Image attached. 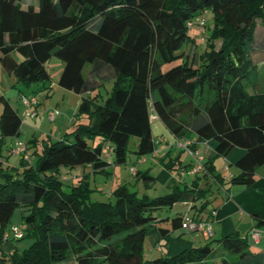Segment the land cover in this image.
Instances as JSON below:
<instances>
[{
	"label": "trees",
	"instance_id": "obj_1",
	"mask_svg": "<svg viewBox=\"0 0 264 264\" xmlns=\"http://www.w3.org/2000/svg\"><path fill=\"white\" fill-rule=\"evenodd\" d=\"M208 12L212 25L205 23L201 40L190 34L188 22ZM258 21L264 29V0H0V65L13 85L38 83L35 92L49 90L45 63L58 57L63 63L58 84L88 92L75 114L84 123L75 122L60 139L24 141L29 162L23 153L16 167L0 159V242L28 239L26 246L1 251L0 264L69 259L77 264H264V257L245 251L246 239L236 234L206 237L205 244L172 257L143 259L156 211L190 204L187 212L170 218L174 229L186 216L202 219L213 189L200 186V179L223 183L215 173L216 156L236 146L245 150L237 161L241 172L232 178L244 187L264 163V33L257 30ZM102 86L104 96L90 94ZM0 104L1 147L6 138H19L22 117L5 95ZM151 112L174 138L191 140L193 133L196 141L214 140V155L202 161L203 170L192 181L176 182L163 195H140L123 183L107 198L93 200L96 186L89 175L110 173L104 143L111 148L112 165L127 162L132 139L138 160L155 151ZM96 137L100 142L90 145L87 140ZM160 161L169 172L192 166V160L180 164L178 156ZM86 166L90 171L76 183L62 178L63 169L70 174ZM149 171L133 173L145 188L155 181ZM17 207L23 236L3 241ZM159 232L166 246L170 230Z\"/></svg>",
	"mask_w": 264,
	"mask_h": 264
},
{
	"label": "crops",
	"instance_id": "obj_2",
	"mask_svg": "<svg viewBox=\"0 0 264 264\" xmlns=\"http://www.w3.org/2000/svg\"><path fill=\"white\" fill-rule=\"evenodd\" d=\"M62 67L59 69V71L55 76L51 77V85L54 82L57 83V85H59L58 79L62 71ZM11 82L12 84H14L13 78L0 65V95H5L6 86ZM37 88L38 85L35 89ZM35 89L25 94H27L28 96L37 97L38 100L37 105L29 108V110L30 112L36 111V114H38L39 97L37 95L38 92H35ZM45 92H48V90ZM92 92H90V94H92ZM23 94L24 92L20 90L19 103H20L21 111H19V109L16 108L18 113L22 117L20 136L19 138L16 137L6 138V140L9 141V144H7L5 140V144L0 147V159L4 161V164H7L6 163L8 162L7 158L10 156L8 155L10 153L9 147L11 148L12 151L11 154H17L14 153L13 150L24 147V141H26V139L22 138V130L26 128L28 129L31 128L32 123H34L35 125L37 124L38 118L36 120H32L34 122L31 123L30 120L34 119V117H30L26 115L27 107L21 102L20 99V96ZM86 94H88V92H86L85 95ZM0 112H1V104H0ZM154 120L160 121L157 115L154 112H151L150 115L151 128H152V121ZM165 129L168 132L162 134L161 138L156 139L153 136L154 140L158 141V143L156 144L155 151L150 156L141 158L139 160L146 161L147 158L154 159V163L162 166V169L159 170L157 176H161L164 182L165 181L167 182L172 178L171 175L172 173L169 172L161 164L160 161L161 158H164L165 161H168L170 158H175L178 156L181 162L180 164L182 165L190 163L192 159L187 152L178 149L173 145L175 138L173 134L166 127ZM48 136L52 138V133L48 134ZM190 138L191 141H193V143L195 144V150L201 156L203 162L206 161L207 157L214 155V144H215L214 140L196 141L195 135L193 133L190 134ZM95 140L96 138L93 141ZM99 142H100V138H99ZM104 146L107 147L106 158L105 157L104 158L110 164L107 167L108 170L110 166L113 164L112 163L113 157H112L111 148L108 146V143H104ZM176 149L179 153L177 155H174ZM182 153H186L189 159L188 162L184 163L185 161H181V158L183 156ZM244 153H245L244 149L236 146L233 147L224 156H216L214 158L213 164L215 167V173L220 175L223 183L222 186H220L214 180L200 179V186L204 187L210 184L213 189L212 195L209 197V199L212 201L211 203H209L207 209L201 214V216L202 219L206 220L211 225V229H212L211 239L220 240L225 235L236 234L239 237L246 239L247 241V247L245 249L246 252L256 257H264V220H263L264 219V163H262L256 168L254 174V182L251 185L244 187L240 184H237L232 181V178L237 177L241 172L240 168L237 166V161L244 155ZM29 159L31 160V158ZM12 166L14 165H11V167ZM88 167L89 166L74 168L71 170L70 174H67V177H69L71 182L76 183L84 172H88L87 170ZM179 172L180 171H178V174ZM186 174H190V173L179 174V180L176 182L177 183L184 182L185 180H181V179L184 178ZM185 182L187 183L188 181ZM174 183L175 182L168 183V191L171 188V186H173ZM95 186H96V191L91 196L93 200H102L107 198L109 196L110 191L113 189L112 188L108 192H105L100 186L96 184ZM225 191L227 192V194ZM175 205H178L177 206L178 209L179 207L186 208V212L190 207V204L177 203L174 204L171 207V209L174 208ZM212 209L215 210L211 212ZM167 217H168L167 223H169L171 217L169 215ZM165 227L169 228L168 224L165 225ZM178 228L184 229V231H186L188 235L187 237L182 236V238H180L179 240L174 239L173 237H169L168 243L166 245L167 248L166 252H163V249L159 246L160 239L158 234L157 233L151 234L152 236H150L149 239L150 245L153 246L152 254L150 256L151 258H153V256L159 252L162 254V256H164V254L169 255L170 253H172V249L175 250L173 251V253L178 251L181 252L183 250L205 244L206 237L202 233L197 231H188L183 226ZM252 230H256L260 234L259 239L256 242L249 237V234L251 233ZM197 237H200L201 239L198 240ZM7 242H0V252L3 250H7V251L13 250L10 248L11 246L8 244L9 242L8 243ZM12 243L14 244V241ZM14 246L15 248L16 246L20 247V245L17 243H15ZM65 264H77V263L73 259H69L65 261ZM218 264L221 263L218 262Z\"/></svg>",
	"mask_w": 264,
	"mask_h": 264
},
{
	"label": "rangeland",
	"instance_id": "obj_3",
	"mask_svg": "<svg viewBox=\"0 0 264 264\" xmlns=\"http://www.w3.org/2000/svg\"><path fill=\"white\" fill-rule=\"evenodd\" d=\"M206 28L210 27L212 25V15L210 12L208 14L204 15ZM258 31H261L264 33L263 26L260 24V22H257ZM263 29V30H262ZM190 34L194 35L196 38H199V31L196 26H191L189 28ZM174 62L172 63H165L162 65V70L165 71L168 68H170ZM63 63L61 59L58 57H52L49 61L45 63L46 68L48 69L51 77L55 76L59 69L62 67ZM264 67V64H262ZM90 65L89 63H86L82 68L83 76L86 77L89 71ZM38 83H31V85L28 87L24 84H18L14 86L11 83H9L6 86L5 90V96L9 99L10 103L15 107L18 108L19 111H21L20 103H19V90L23 91L25 96H28L25 93H29V91L34 90L37 87ZM106 88L110 89V84H105ZM39 86V85H38ZM104 86L100 87L97 90H94L92 94H102L103 96L106 94V88ZM32 93V92H30ZM39 97V105H38V111L39 113L36 114L34 119H31L30 122H34L32 120H36L37 118V124L35 125L32 123L31 128H26L22 130V138L29 140L33 137V135H36V137L41 141L48 137V134L52 133V139H60L66 132H71L75 129L74 123H84L86 120L83 117L77 118L75 115L77 112V107L79 104V101L81 97L84 94L76 93L72 90H68L66 88L60 87L57 85V83H53L48 90V92L45 91H39L38 92ZM54 111L56 112L54 115V119L50 120L49 115L50 113ZM52 131V132H51ZM165 132H168L161 121L154 120L152 121V134L153 136L158 139L162 137V134ZM90 145L99 143V137H96V140L93 141L92 139L87 140ZM6 143L9 144V141L6 140ZM134 144L135 139H132L129 143V151L127 155V162L125 164H116L111 165L109 170V174H103V173H95L90 174L88 179L90 180L92 185H98L100 186L105 192H108L110 189L115 188L117 185L121 183L127 184V186L131 190L138 191L140 195L146 194L149 197H155L158 195H163L168 192V183H172L179 180V174L178 169H174L171 171L172 178L168 180L167 182L161 178V176H157L159 173V170L162 169V166L159 164L154 163V159L147 158L146 161H140L137 159L136 155L132 152L134 150ZM106 149L107 147H102V155L106 158ZM179 152L177 149L175 150L174 155H177ZM183 156L181 158V161H185L184 163L188 162V156L186 153H182ZM8 162H6V165H14L15 167L19 165V156L17 154H11L8 158ZM134 167L135 170H147L148 167L150 169V174L155 177V181L152 186L145 188L144 183L142 182V179H136L135 175L130 172L129 168ZM90 171V168L87 169ZM68 169H63L62 172H68ZM194 174H186L184 178L181 180L185 181H192L194 179ZM178 205H175L174 208H168L164 207L154 213V216L156 218L155 226H149L147 234L144 239L143 244V259L144 260H154L158 258H162V254L156 253L153 258H151L152 249L153 246L150 245L149 239L151 234L157 233L159 236V243H162V249L163 252H166V246L163 244L164 240L162 239L159 228L165 227V225L168 224V229L170 230L169 237H173L174 239L179 240L182 238V236L187 237L188 233L184 231V229L181 228H173L172 224L169 222L167 223L166 217L169 215L170 217H174L177 214H181L183 212H186V208L184 207H177ZM184 208V209H183ZM21 223L20 218V208L17 207L13 213V216L11 218V221L8 225V228L10 229L13 226H19ZM198 240H200V237H197ZM9 242V241H8ZM7 242V243H8ZM17 243L20 245V247L26 246L28 244V239L23 238L17 241H14V244ZM11 247V249L14 248V244L12 242L8 243ZM170 253L169 255H166V257H172L173 255H176L179 253L174 252ZM4 253L7 252V250H3ZM165 255V254H164ZM230 257H233V254L229 253ZM218 262V261H217ZM55 264H65V261L57 262ZM188 264V263H187Z\"/></svg>",
	"mask_w": 264,
	"mask_h": 264
},
{
	"label": "built area",
	"instance_id": "obj_4",
	"mask_svg": "<svg viewBox=\"0 0 264 264\" xmlns=\"http://www.w3.org/2000/svg\"><path fill=\"white\" fill-rule=\"evenodd\" d=\"M188 26H196L198 28L199 31V35L200 38L202 40V36L204 33V28H205V20L202 16H198L196 17L194 20H190L188 22ZM21 102L27 107L26 110V115L27 116H35L36 115V111H31L29 110V108L36 106L38 103L37 97L36 96H30L27 97L25 95H21L20 96ZM56 112L52 111L49 115V119L53 120L54 119V115ZM192 142L190 139H177L175 138L173 145L175 147H177L178 149H181L185 152H187L191 159H192V166L188 169V170H180L179 174L182 173H190V174H196V173H200L203 170V163H202V158L201 156L198 154V152L194 149L191 148ZM14 153H17L18 155L23 153V159L27 162L30 161V157L28 155V153H26L23 148H17L15 150H13ZM130 171L132 173L135 172V169L133 167H130ZM67 172L63 173V179H65L67 177ZM183 227L186 228L188 231H197L202 233L205 237H210L212 236V229H211V225L209 222H207L204 219H199V218H193L191 216H186L184 217L183 220ZM23 236V231L22 228L20 226H13L11 227L8 231H6L3 235V239H8L10 238H21ZM260 234L256 231V230H252L251 233L249 234V237L251 239H253V241H258Z\"/></svg>",
	"mask_w": 264,
	"mask_h": 264
}]
</instances>
